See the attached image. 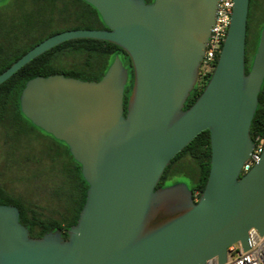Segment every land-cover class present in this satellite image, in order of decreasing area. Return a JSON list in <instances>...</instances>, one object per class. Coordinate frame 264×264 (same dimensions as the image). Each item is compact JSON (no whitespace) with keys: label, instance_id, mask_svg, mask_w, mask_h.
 I'll use <instances>...</instances> for the list:
<instances>
[{"label":"water","instance_id":"obj_1","mask_svg":"<svg viewBox=\"0 0 264 264\" xmlns=\"http://www.w3.org/2000/svg\"><path fill=\"white\" fill-rule=\"evenodd\" d=\"M4 0H0L2 2ZM107 29L68 30L38 44L0 75V85L67 41L96 39L122 48L100 81L39 76L22 91V113L65 142L89 184L68 238H33L20 210L0 205V264H207L229 247L251 248L264 235V153L242 174L264 83V28L250 72L246 42L250 0H235L216 67L185 109L200 79L218 0H84ZM208 130L211 169L198 201L186 183L158 187L165 169Z\"/></svg>","mask_w":264,"mask_h":264},{"label":"trees","instance_id":"obj_2","mask_svg":"<svg viewBox=\"0 0 264 264\" xmlns=\"http://www.w3.org/2000/svg\"><path fill=\"white\" fill-rule=\"evenodd\" d=\"M151 2L152 0H145ZM264 0H250L246 42V72H250L264 28ZM107 29L102 16L84 0H4L0 2V75L49 37L68 30ZM122 55L119 46L96 39L67 41L24 66L0 85V205L20 210V221L33 238L58 230L68 238L84 208L89 184L69 146L36 127L21 111L20 98L27 82L39 76L64 75L83 81H100ZM211 76L200 78L185 109L204 91ZM134 82L131 71L125 92L128 104ZM252 140L264 137V83L250 131ZM208 130L200 133L165 169L159 186L191 180L203 193L211 169Z\"/></svg>","mask_w":264,"mask_h":264},{"label":"built area","instance_id":"obj_3","mask_svg":"<svg viewBox=\"0 0 264 264\" xmlns=\"http://www.w3.org/2000/svg\"><path fill=\"white\" fill-rule=\"evenodd\" d=\"M235 7V0H218L215 22L211 28L209 40L206 45L205 55L200 68V78L212 75L226 39ZM254 147L249 160L243 167L242 174L248 173L259 163L264 153V137L257 136L253 141ZM200 193H194L195 201L200 198ZM251 248L244 251L238 243L228 249L227 261L224 264H264V235L255 229L249 232ZM207 264H218L212 260Z\"/></svg>","mask_w":264,"mask_h":264},{"label":"flooded vegetation","instance_id":"obj_4","mask_svg":"<svg viewBox=\"0 0 264 264\" xmlns=\"http://www.w3.org/2000/svg\"><path fill=\"white\" fill-rule=\"evenodd\" d=\"M153 2H154V0H152L151 2H147V3H153ZM127 68L129 69V72H130V74H131V71H133V67L130 66V65L128 64ZM199 80H200V79H199ZM180 182H182V181H178V182L171 181V182H169L168 184L163 185V186H159V185H158V187H167V186L174 185V184H176V183H180ZM182 183H184V182H182Z\"/></svg>","mask_w":264,"mask_h":264},{"label":"rangeland","instance_id":"obj_5","mask_svg":"<svg viewBox=\"0 0 264 264\" xmlns=\"http://www.w3.org/2000/svg\"><path fill=\"white\" fill-rule=\"evenodd\" d=\"M263 25H264V21H263ZM181 180L184 181V183H186L189 187H191V189H193V184L191 183V180L181 177Z\"/></svg>","mask_w":264,"mask_h":264}]
</instances>
